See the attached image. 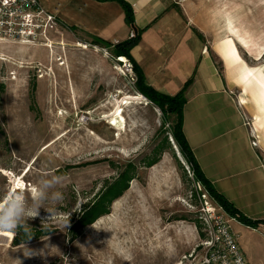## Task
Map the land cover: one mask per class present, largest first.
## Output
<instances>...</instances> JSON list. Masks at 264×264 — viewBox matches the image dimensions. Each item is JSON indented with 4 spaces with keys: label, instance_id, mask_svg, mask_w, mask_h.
Masks as SVG:
<instances>
[{
    "label": "rangeland",
    "instance_id": "obj_1",
    "mask_svg": "<svg viewBox=\"0 0 264 264\" xmlns=\"http://www.w3.org/2000/svg\"><path fill=\"white\" fill-rule=\"evenodd\" d=\"M254 1L257 19L264 0ZM126 65L113 45L61 27L46 47L0 44V198L30 201L53 176L63 194L52 218L42 207L28 219L30 240L23 228L0 235V264H177L199 253L201 217L216 205L175 146L174 117L136 91ZM129 169L134 178L108 214L76 228L84 208ZM23 243L42 255L25 257Z\"/></svg>",
    "mask_w": 264,
    "mask_h": 264
},
{
    "label": "crops",
    "instance_id": "obj_2",
    "mask_svg": "<svg viewBox=\"0 0 264 264\" xmlns=\"http://www.w3.org/2000/svg\"><path fill=\"white\" fill-rule=\"evenodd\" d=\"M123 1L133 30L115 1L38 0L65 30L111 45L139 34L130 56L158 93L174 96L191 81L182 131L202 173L243 216L264 221V5L255 19L254 0ZM230 227L247 264H264V226Z\"/></svg>",
    "mask_w": 264,
    "mask_h": 264
},
{
    "label": "built area",
    "instance_id": "obj_3",
    "mask_svg": "<svg viewBox=\"0 0 264 264\" xmlns=\"http://www.w3.org/2000/svg\"><path fill=\"white\" fill-rule=\"evenodd\" d=\"M57 27L55 17L38 0H0V44L46 47L47 34L57 31ZM134 36L131 31L128 39ZM121 63L131 69L126 61ZM238 106H242L240 101ZM241 116L248 128L250 146L257 149L258 137L252 122L244 114ZM201 220L205 237L197 246L199 253L194 250L184 255L177 264H247L231 231L232 218L216 206L205 209Z\"/></svg>",
    "mask_w": 264,
    "mask_h": 264
},
{
    "label": "trees",
    "instance_id": "obj_4",
    "mask_svg": "<svg viewBox=\"0 0 264 264\" xmlns=\"http://www.w3.org/2000/svg\"><path fill=\"white\" fill-rule=\"evenodd\" d=\"M96 1H115L120 4L122 9L124 10L125 22L133 30V12L132 8L126 2H124L123 0ZM134 34L135 36L133 39H128L122 43L113 45L114 55L118 59L120 58L121 62L128 60L132 64L133 71L137 77L136 91L140 95L145 97V99L149 103H151L155 108H157L164 117H174L171 136L174 140L175 146L180 156L191 169L193 179L202 186V188L205 190L206 194L209 196L212 202L215 203L217 207L221 208L228 217L236 219L238 222L242 223L244 226H247L249 228L256 229L259 226H264V221H252L243 216L230 202H228L221 194H219L214 189L212 184L206 179L182 131L183 108L186 104L185 91L190 85L191 81H188L184 85L182 90L174 96L162 95L155 91L153 88L149 87L145 82L141 70L130 56V51L133 47L137 45L139 41V34H137L136 32H134ZM92 39H94L96 42L111 46V44L103 42L100 39ZM124 58L126 60H124ZM155 163L156 161L149 162L147 166L150 167ZM132 170L129 169L126 172L122 173L115 182L111 183L108 187H106V190L101 194V196L97 200L92 202L91 205H88L84 208V213L78 220L76 228L80 229L89 226L102 216L108 214V210L112 202L119 198L128 189V182L134 178Z\"/></svg>",
    "mask_w": 264,
    "mask_h": 264
},
{
    "label": "clouds",
    "instance_id": "obj_5",
    "mask_svg": "<svg viewBox=\"0 0 264 264\" xmlns=\"http://www.w3.org/2000/svg\"><path fill=\"white\" fill-rule=\"evenodd\" d=\"M60 183L61 178L56 176L42 180L39 186L33 189L30 201L19 193L6 194L0 198V235L15 233L19 228H23L28 236L27 240H30L33 235L27 223L28 219L37 217L42 207L52 214L51 218L55 215V205L63 200L62 192L56 190ZM42 223L45 225L47 222ZM20 247L24 249L25 257L42 255L41 250L29 249L24 243ZM18 261L22 264L20 260Z\"/></svg>",
    "mask_w": 264,
    "mask_h": 264
},
{
    "label": "bare ground",
    "instance_id": "obj_6",
    "mask_svg": "<svg viewBox=\"0 0 264 264\" xmlns=\"http://www.w3.org/2000/svg\"><path fill=\"white\" fill-rule=\"evenodd\" d=\"M78 46H80V45H78ZM51 47V46H50ZM81 47V46H80ZM120 60V59H119ZM124 100V99H123ZM124 102V101H123ZM117 106V105H116ZM120 107V106H119Z\"/></svg>",
    "mask_w": 264,
    "mask_h": 264
}]
</instances>
